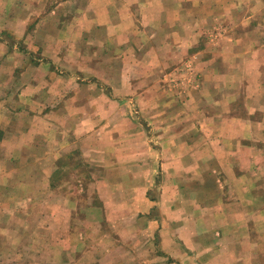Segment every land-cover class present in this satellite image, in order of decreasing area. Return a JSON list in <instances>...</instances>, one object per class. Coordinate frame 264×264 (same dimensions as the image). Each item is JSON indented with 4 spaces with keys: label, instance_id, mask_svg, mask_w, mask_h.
<instances>
[{
    "label": "rangeland",
    "instance_id": "obj_1",
    "mask_svg": "<svg viewBox=\"0 0 264 264\" xmlns=\"http://www.w3.org/2000/svg\"><path fill=\"white\" fill-rule=\"evenodd\" d=\"M172 10L144 28L138 0H0V111L64 143L59 168H0V264H162L150 222L205 214L216 109L264 119V0Z\"/></svg>",
    "mask_w": 264,
    "mask_h": 264
},
{
    "label": "crops",
    "instance_id": "obj_2",
    "mask_svg": "<svg viewBox=\"0 0 264 264\" xmlns=\"http://www.w3.org/2000/svg\"><path fill=\"white\" fill-rule=\"evenodd\" d=\"M174 2L138 0V6L147 10L143 17L144 28H149V23H155L160 9L165 12L172 10ZM34 81L38 84L31 81L23 92L31 95L29 101L32 104L39 105L38 101L42 102V99L36 95L42 91V85L38 79ZM49 87L53 95L45 97L48 105L64 93L62 89L57 91ZM254 100L257 99L250 101ZM3 104L0 103V108ZM220 104L223 111L220 113L216 109L212 116L215 117L212 120L216 121L214 128H208L212 136L205 132L201 147L204 161H209L211 165L210 168H202V188L208 199H212L206 203L209 206L205 207V214L190 216L188 213L180 219L176 213L167 212L159 231V225H156V230L154 226L157 221L150 222L151 231L145 230L149 234L157 231L159 244L156 258L162 260V264H264V168L256 167L264 161V119L252 117L257 113L256 109L253 113L248 112L246 118L226 116L225 107ZM30 119L27 134L19 131L14 121L8 124L0 111V131H3L0 135V168L62 166L60 151L64 147L63 141L56 143L46 132L39 131L35 126L38 117ZM245 127L253 130L252 133L245 134L242 130ZM243 141L257 143L244 147ZM239 152L244 157L242 162H239ZM5 159L8 160L3 165ZM240 163L246 168H239ZM163 199L167 202L170 198ZM157 205V210L161 209L159 202Z\"/></svg>",
    "mask_w": 264,
    "mask_h": 264
}]
</instances>
